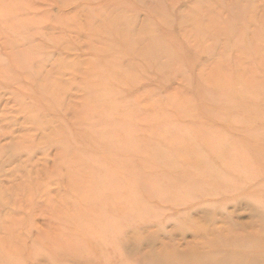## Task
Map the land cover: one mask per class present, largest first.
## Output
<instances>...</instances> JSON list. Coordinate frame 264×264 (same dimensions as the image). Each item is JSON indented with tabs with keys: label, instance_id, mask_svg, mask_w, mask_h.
<instances>
[{
	"label": "rangeland",
	"instance_id": "1",
	"mask_svg": "<svg viewBox=\"0 0 264 264\" xmlns=\"http://www.w3.org/2000/svg\"><path fill=\"white\" fill-rule=\"evenodd\" d=\"M205 260L264 264V0H0V264Z\"/></svg>",
	"mask_w": 264,
	"mask_h": 264
},
{
	"label": "bare ground",
	"instance_id": "2",
	"mask_svg": "<svg viewBox=\"0 0 264 264\" xmlns=\"http://www.w3.org/2000/svg\"><path fill=\"white\" fill-rule=\"evenodd\" d=\"M190 200H191V199H190ZM219 214H221V213H219ZM223 214H224V213H223ZM223 214H222V215H223ZM227 214H228V212H227ZM209 215H210V214H208L207 217H208ZM213 215H214V213H213ZM217 215H218V213H217ZM222 215H221V216H222ZM224 216L226 217V215H224ZM213 217H214V216H213ZM215 217H216V213H215ZM222 217H223V216H222ZM222 217H221V219H222ZM225 217H224V218H225ZM212 219H213V218H212ZM218 219H219V218H218ZM229 219H230V218H229ZM208 220H209V218H208ZM210 220H211V219H210ZM222 220H223V219H222ZM215 221H217V220H215ZM231 221H232V220H231ZM213 222H214V221H213ZM218 222H219V220H218ZM225 222H226V221H225ZM223 223H224V222H223ZM231 223H232V222H231ZM221 224H222V223H221ZM227 224H228V223H227ZM227 224L224 225V226H227ZM229 224H230V222H229ZM210 225H211V224H210ZM213 225H215V224H212V226H213ZM231 225H232V224H231ZM237 225H238V223H237ZM239 225H240V223H239ZM195 226H196V225H195ZM201 226H202V225H199V227L196 226L195 229H196V228H197V229H198V228L200 229ZM212 226H211V227H212ZM220 226H221V225H220ZM224 226H222V227H224ZM211 227H210V228H211ZM215 227H216V226H215ZM233 227H234V226H233ZM201 228H202V227H201ZM210 228H209V229H210ZM217 228H218V227H217ZM217 228H215V229H217ZM227 228H228V226H227ZM195 229H194V227H193L192 230H195ZM197 229H196V232H197ZM199 229H198V232H201ZM209 229H208V230H209ZM215 229L212 230V231H210V232H215ZM234 229H235V228H234ZM227 230H229V229H227ZM232 230H233V229H232ZM222 231H223V230L221 229V233H222ZM203 232H204V230H203ZM203 232H201V233L203 234ZM201 233H200V234H201ZM204 233H206V232H204ZM216 233H218V232L216 231ZM251 233H252V232H251ZM198 234H199V233H198ZM200 234H199V235H200ZM206 234H208V233H206ZM206 234H205V237L207 238ZM218 234H219V233H218ZM222 234H223V233H222ZM222 234H221V235H222ZM203 235H204V234H203ZM210 235H211V234H210ZM213 235H214V234H213ZM213 235H212V236H213ZM253 235H254V234H253ZM201 236H202V235H201ZM247 236H248V234H247ZM254 236H255V235H254ZM202 237L205 238L204 236H202ZM207 239H208V238H207ZM242 239H244V237H243ZM258 239H259V238H258ZM246 240H247V239H246ZM255 240H257V239L255 238ZM262 242H263V241H262ZM201 243H202V242H201ZM201 243H200V244H201ZM245 243H246V242H245ZM205 244L208 245L209 243H208V244L205 243ZM246 244H247V243H246ZM246 244H245V245H246ZM262 244H263V243H262ZM210 245H211V244H210ZM210 245H208V246H210ZM229 245H230V244H229ZM187 246H188V245H187ZM187 246H186V247H187ZM194 246H195V245H194ZM201 246H202V244H201ZM201 246L199 245V247H201ZM204 246H205V245H204ZM204 246H203V247H204ZM212 246H214V244H212ZM225 246H226V245H225ZM190 247H191V246H190ZM190 247H189V249H190ZM217 247L222 248L221 246H217ZM217 247H216V248H217ZM193 248H194V247H193ZM201 248H202V247H201ZM206 248H207V247H206ZM208 248H209V247H208ZM216 248H215V249H216ZM246 248H247V247H246ZM182 249H183V248H182ZM187 249H188V248H187ZM187 249H186V250H187ZM203 249H205V247H204ZM210 249H212V248H210ZM239 249H240V248H239ZM191 250H192V248H191ZM197 250H198V249H197ZM212 250H213V249H212ZM216 250H218V249H216ZM189 251H190V250H189ZM192 251L194 252V250H192ZM200 251H201V250H200ZM208 251L210 252V250H208ZM208 251H207L206 253H204V257H203V256H202V257H201V256H198L197 253H196V255H195V253H194V255H195V256H198V257H196L195 259H192V261H191L190 263H192L193 260H196V259L199 258V257H200V259H201V258H205V257H207V256L209 257V254H208L209 252H208ZM231 251H232V250H231ZM243 251H244V250L242 249V251H241L242 254H243ZM190 252H191V251H190ZM221 252H222V250H221ZM221 252H219V253H221ZM223 252H226V251H223ZM223 252H222V253H223ZM233 252H234V251H233ZM233 252H232V253H233ZM248 252H250V251H248ZM172 253H175V252H172ZM179 253H180V252H179ZM183 253H184V252H183ZM199 253H200V252H199ZM214 253H217V255H219L217 251L213 250V254H212V251H211V254H212V255H214ZM180 254H181V253H180ZM187 254H189V252H187L186 255H187ZM192 254H193V253H192ZM207 254H208V255H207ZM235 254H236V253H235ZM240 254H241V253H240ZM246 254H247V253H246ZM172 255H173V254H172ZM174 255H175V254H174ZM181 255H182V254H181ZM200 255H201V254H200ZM202 255H203V254H202ZM205 255H207V256H205ZM217 255H216V256H217ZM221 255H223V254H221ZM226 255H228V254H226ZM226 255H225V256H226ZM236 255H237V254H236ZM236 255H235V256H236ZM243 255H244V254H243ZM243 255H241V256H243ZM176 256H177V254H176ZM178 256H179V255H178ZM223 256H224V255H223ZM228 256H229V255H228ZM228 256H226V258L228 259V262H229V261H230V257H228ZM235 256H234V257H235ZM241 256H240V257H241ZM251 256H252V255H251ZM210 257H211V256H210ZM218 257H219V256H218ZM218 257H217V259H216L217 261H218ZM234 257H233V258H234ZM248 257H249V256H248ZM177 258H178V257H177ZM188 258H189V257H188ZM190 258H191V257H190ZM190 258H189V259H190ZM213 258H214V257L212 256V260H213ZM219 258L221 259V256H220ZM238 258H239V257H238ZM178 259H179V258H178ZM214 259H215V258H214ZM224 259H225V258H224ZM224 259H223V261H224ZM231 259H232V257H231ZM241 259H243V257H241ZM210 260H211V259H210ZM235 260H237V258H236ZM239 260H240V259H239ZM239 260H238V261H239ZM246 260H248V259H246ZM189 261H190V260H189ZM199 261H200V260H199ZM221 261H222V260H221ZM221 261H220V262H221ZM232 261H233V260H232ZM196 262H198V259L196 260ZM200 262H201V261H200ZM200 262H199V263H200ZM202 262H203V260H202ZM209 262H210V261H209ZM215 262H216V261H215ZM220 262H219V263H220ZM228 262H226V263H228ZM194 263H195V262H194ZM207 263H208V262H207ZM231 263H232V262H231ZM239 263H240V262H239ZM201 264H203V263H201ZM205 264H206V260H205ZM208 264H209V263H208ZM214 264H215V263H214ZM216 264H218V263H216ZM220 264H222V262H221ZM242 264H244V263H242ZM251 264H252V262H251Z\"/></svg>",
	"mask_w": 264,
	"mask_h": 264
}]
</instances>
